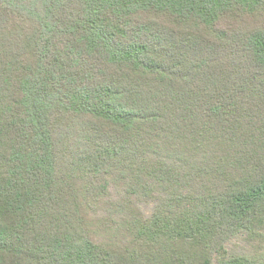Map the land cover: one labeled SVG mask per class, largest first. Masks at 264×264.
Masks as SVG:
<instances>
[{
	"label": "trees",
	"instance_id": "16d2710c",
	"mask_svg": "<svg viewBox=\"0 0 264 264\" xmlns=\"http://www.w3.org/2000/svg\"><path fill=\"white\" fill-rule=\"evenodd\" d=\"M234 240L264 245V0H0V264H264Z\"/></svg>",
	"mask_w": 264,
	"mask_h": 264
},
{
	"label": "rangeland",
	"instance_id": "374dc122",
	"mask_svg": "<svg viewBox=\"0 0 264 264\" xmlns=\"http://www.w3.org/2000/svg\"><path fill=\"white\" fill-rule=\"evenodd\" d=\"M151 209H152V206H149L147 208H143L142 210L144 211V213H146L147 215H149ZM100 214L101 213H98L97 214L98 218L100 217ZM233 242L235 243L236 246L238 244L242 248H244L245 250H248L250 252H253V254L254 253H256V254L264 253V245H262V244L256 246L254 244V242H249V241L248 242H245V240H243V241L234 240Z\"/></svg>",
	"mask_w": 264,
	"mask_h": 264
}]
</instances>
